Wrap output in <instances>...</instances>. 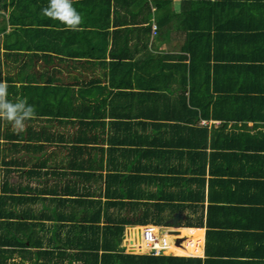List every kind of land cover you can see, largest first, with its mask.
<instances>
[{
  "label": "crops",
  "instance_id": "crops-1",
  "mask_svg": "<svg viewBox=\"0 0 264 264\" xmlns=\"http://www.w3.org/2000/svg\"><path fill=\"white\" fill-rule=\"evenodd\" d=\"M156 1L73 0L27 48L12 19L47 0H0V80L36 112L0 120L2 264H264V0Z\"/></svg>",
  "mask_w": 264,
  "mask_h": 264
},
{
  "label": "clouds",
  "instance_id": "clouds-1",
  "mask_svg": "<svg viewBox=\"0 0 264 264\" xmlns=\"http://www.w3.org/2000/svg\"><path fill=\"white\" fill-rule=\"evenodd\" d=\"M42 15L59 21L67 29L76 31L82 24V15L74 6L73 0H47V6L41 9ZM8 84L0 80V120L8 121L11 126L22 133L26 122L36 115L34 106L27 97L8 98Z\"/></svg>",
  "mask_w": 264,
  "mask_h": 264
},
{
  "label": "trees",
  "instance_id": "trees-1",
  "mask_svg": "<svg viewBox=\"0 0 264 264\" xmlns=\"http://www.w3.org/2000/svg\"><path fill=\"white\" fill-rule=\"evenodd\" d=\"M115 1L118 3V1H120V0H115ZM166 1L167 0H157L156 1L157 8L158 9L161 8L162 4H165ZM201 1H204V0H201ZM188 2H189L190 5H192L193 8L198 9L197 8V4H199V0H189ZM208 3H209V1L205 0L204 3H202V4L207 6ZM239 4L242 6L241 8L244 7V8H249V9H256V5L251 4L249 2H239ZM46 6H47V4H45V7ZM190 11H192L195 14H197V10H195V9L191 8ZM165 15H166V13H165ZM36 16H38V15L35 14V17ZM21 18L22 17L20 15H18L16 18H13L12 21L21 24V29H20L21 33L19 32L18 36L21 37L20 40H22L23 39V35H24L25 38H24L23 47L27 46V48L31 47L30 44L31 45L34 44V46L39 45L41 40H43L45 38V36L43 35L44 33H41V32H47L48 29H50L51 26H53V25H55V23L59 22V21L53 20L51 18H48L46 16L42 17L44 19L32 18L30 20V22H28V23L25 22L26 15H25L24 19H21ZM26 24L30 25L31 27L29 28ZM44 42H45V39H44L43 43ZM199 43L200 42H195V41H193V43L187 42L186 45L184 46V49L190 52V55H191L190 59H191L192 67H195V65L197 64V61L202 57V55H200L199 50L202 47L200 45H204V41L201 42L200 44ZM205 43H206V45H208L210 43V38H207V41H205ZM36 52L37 51H35V53L33 54L34 57H33V55L30 57L29 61L31 63L34 62V60H35V55L37 54ZM30 82H33V81H30ZM214 116H218V115L214 114ZM19 135H21V133H19ZM1 145H2V143L0 142V149H1ZM2 163L5 164L4 162H2ZM4 187H5V185H4ZM0 198L4 199V195H1ZM120 229L122 230L123 227H120ZM186 231L187 230H182V233H185ZM193 244L189 243L187 245L188 253L194 251V248L192 250H190L192 247H194ZM143 245H144V243H142L140 241V247H136V248L143 249ZM122 257L127 259V262L129 264H147V263H149L147 261V256H143V255L125 254V255H122ZM145 258H146V260H145ZM154 259H156V257L155 258L151 257V261H153ZM96 262H97L96 264H98V260H96ZM0 264H2V263L0 262Z\"/></svg>",
  "mask_w": 264,
  "mask_h": 264
},
{
  "label": "built area",
  "instance_id": "built-area-1",
  "mask_svg": "<svg viewBox=\"0 0 264 264\" xmlns=\"http://www.w3.org/2000/svg\"><path fill=\"white\" fill-rule=\"evenodd\" d=\"M154 26V32L157 30L156 24ZM143 241L146 245V249L152 253H160L169 249L171 246L169 240L165 236H159L153 226H146L142 233Z\"/></svg>",
  "mask_w": 264,
  "mask_h": 264
},
{
  "label": "bare ground",
  "instance_id": "bare-ground-1",
  "mask_svg": "<svg viewBox=\"0 0 264 264\" xmlns=\"http://www.w3.org/2000/svg\"><path fill=\"white\" fill-rule=\"evenodd\" d=\"M154 229H155V227H154ZM141 242H142V243H144V241H143V238H142V237H141ZM144 244H145V243H144Z\"/></svg>",
  "mask_w": 264,
  "mask_h": 264
},
{
  "label": "water",
  "instance_id": "water-1",
  "mask_svg": "<svg viewBox=\"0 0 264 264\" xmlns=\"http://www.w3.org/2000/svg\"><path fill=\"white\" fill-rule=\"evenodd\" d=\"M174 232H178V231H174Z\"/></svg>",
  "mask_w": 264,
  "mask_h": 264
},
{
  "label": "rangeland",
  "instance_id": "rangeland-1",
  "mask_svg": "<svg viewBox=\"0 0 264 264\" xmlns=\"http://www.w3.org/2000/svg\"><path fill=\"white\" fill-rule=\"evenodd\" d=\"M1 11H3V10H1ZM1 170V169H0Z\"/></svg>",
  "mask_w": 264,
  "mask_h": 264
}]
</instances>
